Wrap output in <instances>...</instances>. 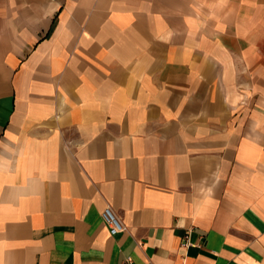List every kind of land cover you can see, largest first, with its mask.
<instances>
[{"label":"crops","instance_id":"obj_1","mask_svg":"<svg viewBox=\"0 0 264 264\" xmlns=\"http://www.w3.org/2000/svg\"><path fill=\"white\" fill-rule=\"evenodd\" d=\"M0 264H264V0H0Z\"/></svg>","mask_w":264,"mask_h":264},{"label":"built area","instance_id":"obj_2","mask_svg":"<svg viewBox=\"0 0 264 264\" xmlns=\"http://www.w3.org/2000/svg\"><path fill=\"white\" fill-rule=\"evenodd\" d=\"M102 221L107 226L110 235H115L126 230L125 224L119 216L115 214L109 205H106L101 211ZM183 246H187V241L184 239Z\"/></svg>","mask_w":264,"mask_h":264}]
</instances>
